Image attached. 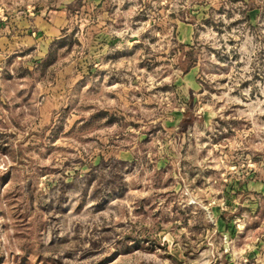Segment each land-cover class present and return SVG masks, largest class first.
<instances>
[{"label":"rangeland","instance_id":"1","mask_svg":"<svg viewBox=\"0 0 264 264\" xmlns=\"http://www.w3.org/2000/svg\"><path fill=\"white\" fill-rule=\"evenodd\" d=\"M230 263L264 264V0H0V264Z\"/></svg>","mask_w":264,"mask_h":264},{"label":"trees","instance_id":"2","mask_svg":"<svg viewBox=\"0 0 264 264\" xmlns=\"http://www.w3.org/2000/svg\"><path fill=\"white\" fill-rule=\"evenodd\" d=\"M190 56V61L188 62L187 67H185L184 72H187L191 67H193L196 64L195 59L192 57V52H188Z\"/></svg>","mask_w":264,"mask_h":264},{"label":"crops","instance_id":"3","mask_svg":"<svg viewBox=\"0 0 264 264\" xmlns=\"http://www.w3.org/2000/svg\"><path fill=\"white\" fill-rule=\"evenodd\" d=\"M84 3L91 4L93 7H98L104 0H82Z\"/></svg>","mask_w":264,"mask_h":264},{"label":"water","instance_id":"4","mask_svg":"<svg viewBox=\"0 0 264 264\" xmlns=\"http://www.w3.org/2000/svg\"><path fill=\"white\" fill-rule=\"evenodd\" d=\"M230 264H232V263H230Z\"/></svg>","mask_w":264,"mask_h":264}]
</instances>
